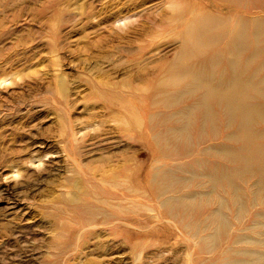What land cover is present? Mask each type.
<instances>
[{
  "label": "rangeland",
  "instance_id": "1",
  "mask_svg": "<svg viewBox=\"0 0 264 264\" xmlns=\"http://www.w3.org/2000/svg\"><path fill=\"white\" fill-rule=\"evenodd\" d=\"M173 1L0 0V264H190L186 230L147 200L124 217L108 203L88 216L95 200L74 185L78 172L99 180L125 158L143 175L158 164L140 136L146 127L118 121L126 116L118 92L150 113L140 89L181 44L169 23ZM217 1L197 0L247 13ZM107 185L93 186L122 203ZM149 185L144 177L140 188ZM262 212L252 247L264 252Z\"/></svg>",
  "mask_w": 264,
  "mask_h": 264
},
{
  "label": "bare ground",
  "instance_id": "2",
  "mask_svg": "<svg viewBox=\"0 0 264 264\" xmlns=\"http://www.w3.org/2000/svg\"><path fill=\"white\" fill-rule=\"evenodd\" d=\"M218 1L247 13L208 10L197 0L170 3L181 44L140 89L148 92L149 114L118 92L126 114L118 121L128 130L146 127L140 136L154 146L158 164L143 175L125 158L99 180L78 172L74 185L95 200L86 203L88 216L108 203L124 217L147 200L145 208L157 207L186 230L190 264H259L264 252L252 246L264 210V16L252 13L264 12V0ZM144 177L148 190L140 188ZM95 184L124 194L122 203L101 198Z\"/></svg>",
  "mask_w": 264,
  "mask_h": 264
}]
</instances>
